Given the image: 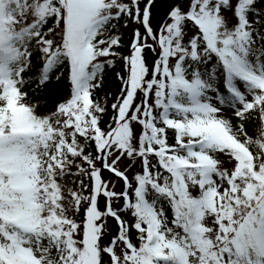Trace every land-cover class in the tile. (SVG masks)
Listing matches in <instances>:
<instances>
[{
  "label": "snow or ice",
  "instance_id": "6c2138e0",
  "mask_svg": "<svg viewBox=\"0 0 264 264\" xmlns=\"http://www.w3.org/2000/svg\"><path fill=\"white\" fill-rule=\"evenodd\" d=\"M0 264H264V0H0Z\"/></svg>",
  "mask_w": 264,
  "mask_h": 264
},
{
  "label": "trees",
  "instance_id": "16d2710c",
  "mask_svg": "<svg viewBox=\"0 0 264 264\" xmlns=\"http://www.w3.org/2000/svg\"><path fill=\"white\" fill-rule=\"evenodd\" d=\"M29 95L33 97V100L35 102V101H42L45 93H43L39 89H37L36 92L30 91Z\"/></svg>",
  "mask_w": 264,
  "mask_h": 264
},
{
  "label": "rangeland",
  "instance_id": "374dc122",
  "mask_svg": "<svg viewBox=\"0 0 264 264\" xmlns=\"http://www.w3.org/2000/svg\"><path fill=\"white\" fill-rule=\"evenodd\" d=\"M109 178H110V179L112 178L111 175H109ZM112 227H114V226H113L112 222L110 221V222H109V228H112Z\"/></svg>",
  "mask_w": 264,
  "mask_h": 264
},
{
  "label": "water",
  "instance_id": "95a60500",
  "mask_svg": "<svg viewBox=\"0 0 264 264\" xmlns=\"http://www.w3.org/2000/svg\"><path fill=\"white\" fill-rule=\"evenodd\" d=\"M114 231V230H113Z\"/></svg>",
  "mask_w": 264,
  "mask_h": 264
}]
</instances>
